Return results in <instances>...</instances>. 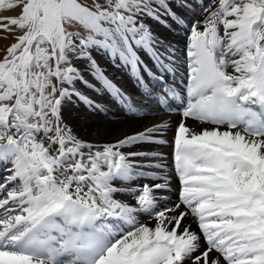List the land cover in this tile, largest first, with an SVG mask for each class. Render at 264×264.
Masks as SVG:
<instances>
[{
	"label": "snow or ice",
	"instance_id": "6c2138e0",
	"mask_svg": "<svg viewBox=\"0 0 264 264\" xmlns=\"http://www.w3.org/2000/svg\"><path fill=\"white\" fill-rule=\"evenodd\" d=\"M3 12L0 264H264V0Z\"/></svg>",
	"mask_w": 264,
	"mask_h": 264
},
{
	"label": "bare ground",
	"instance_id": "6f19581e",
	"mask_svg": "<svg viewBox=\"0 0 264 264\" xmlns=\"http://www.w3.org/2000/svg\"><path fill=\"white\" fill-rule=\"evenodd\" d=\"M159 31H161L162 34H166L165 30H163V29H159ZM141 55L143 56L145 62L148 63L149 66L151 67V61L148 60L147 56L144 55L143 53ZM98 60H99V63L101 64V67L107 68V75H109L112 79L116 80V82L118 84H122L129 91L133 90L132 86H131V81L129 80V78L127 77V75L123 71L112 68L110 65L107 64V61L104 60L102 57L98 58ZM89 79H91V77H89ZM93 83H95V81H93ZM97 86H99V85H97ZM85 91H88V90H85ZM88 94L93 96L94 98H96L95 93L88 91ZM105 99H107V97H105ZM112 111L115 112L116 109L113 108ZM109 118H111V117H109ZM96 119H101V117H96ZM178 119L179 118L176 115H172L173 122L175 120H178ZM78 131L84 139H95V137L90 135V133L88 132L86 127H78ZM165 151L167 152L168 149H165Z\"/></svg>",
	"mask_w": 264,
	"mask_h": 264
},
{
	"label": "rangeland",
	"instance_id": "374dc122",
	"mask_svg": "<svg viewBox=\"0 0 264 264\" xmlns=\"http://www.w3.org/2000/svg\"><path fill=\"white\" fill-rule=\"evenodd\" d=\"M0 15H10V13L3 12V13H0ZM6 43H9V41H4L3 43H0V48H3L4 47V44H6Z\"/></svg>",
	"mask_w": 264,
	"mask_h": 264
}]
</instances>
